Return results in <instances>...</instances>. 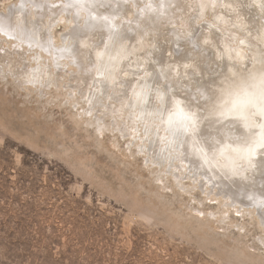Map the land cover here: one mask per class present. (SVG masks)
<instances>
[{"label":"rangeland","instance_id":"rangeland-1","mask_svg":"<svg viewBox=\"0 0 264 264\" xmlns=\"http://www.w3.org/2000/svg\"><path fill=\"white\" fill-rule=\"evenodd\" d=\"M36 1L27 9L21 0H0V17L17 23L15 36L0 31V264H264L259 209L234 202L187 169L174 150L159 158L149 146L154 134L147 133L159 122L124 105L136 98L133 92L125 101L113 98V87L99 94L72 56L62 55L75 45V28L85 27L88 13L41 0L55 9L43 16L31 4ZM223 4L189 0V10H176L164 32L175 27L184 36L213 24L233 63L241 51L264 63V43L244 24L234 25ZM143 5L127 7L116 25H129ZM26 30L33 43L22 40ZM39 31L47 48L37 43ZM108 35L101 29L89 41L96 47ZM155 44H141L140 61ZM135 68L148 75L145 64ZM162 140L157 148L165 149Z\"/></svg>","mask_w":264,"mask_h":264},{"label":"bare ground","instance_id":"bare-ground-1","mask_svg":"<svg viewBox=\"0 0 264 264\" xmlns=\"http://www.w3.org/2000/svg\"><path fill=\"white\" fill-rule=\"evenodd\" d=\"M28 1L21 0L27 9ZM44 1L31 3L34 10L43 11V16L55 11ZM248 1L223 0V5L232 12L229 16L237 22L234 25L244 24L252 36L264 43V0ZM60 3L64 7L62 11L89 14L85 27L75 28L78 37L75 45L61 51L62 55L72 56L84 82L99 85L98 92L104 96L107 88L113 87L118 91L113 98L119 101H125L132 91L136 98L129 96L124 105L136 109L144 120L159 122L155 124L158 130L147 131L154 134L149 146L159 158L166 150L167 154L174 150L189 164L187 169L190 167L194 174L204 176L234 202L259 209L264 221V63L240 49L238 55L234 54L240 61L233 63L225 35L213 24L207 27L205 23L202 32L184 36L175 27L164 32L162 25L176 19V10L184 14L189 10V0H60L55 4ZM141 4L144 5L135 20L122 28L116 25L115 19L126 15L127 7ZM99 6L104 10L98 11ZM28 13L33 14V10ZM104 16L110 22L104 21ZM36 23L37 29L40 26ZM16 28L17 23L10 15L0 17V31L15 36ZM101 29L107 30L108 38L94 47L89 39ZM24 33L26 38L22 40L32 42L28 38L31 31ZM40 35L42 38L37 43L47 48L49 42L41 31ZM176 37L183 41L175 43ZM151 40L157 44L150 51L144 50L145 58L140 61L144 48L141 44ZM135 59L138 61L134 62ZM140 63L148 71L143 78L135 68ZM94 75L102 78L93 80ZM162 139L167 142L165 149L161 148Z\"/></svg>","mask_w":264,"mask_h":264}]
</instances>
